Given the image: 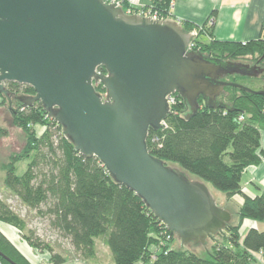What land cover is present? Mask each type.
Segmentation results:
<instances>
[{
	"label": "water",
	"instance_id": "95a60500",
	"mask_svg": "<svg viewBox=\"0 0 264 264\" xmlns=\"http://www.w3.org/2000/svg\"><path fill=\"white\" fill-rule=\"evenodd\" d=\"M193 40L178 20L130 14L106 0H0V94L11 97L7 83L32 88L17 103H39L76 152L96 158L186 248L223 234L234 215L206 182L150 155L149 130L161 129L173 94L188 107L185 119L200 109L199 98L229 111L225 88L264 96L227 81L259 78L264 68L192 51Z\"/></svg>",
	"mask_w": 264,
	"mask_h": 264
},
{
	"label": "trees",
	"instance_id": "16d2710c",
	"mask_svg": "<svg viewBox=\"0 0 264 264\" xmlns=\"http://www.w3.org/2000/svg\"><path fill=\"white\" fill-rule=\"evenodd\" d=\"M118 1L123 9L127 7V0ZM172 2L152 0V11L159 13L162 20L169 19ZM215 15L212 11L209 22ZM181 24L188 32L198 29L188 23ZM205 27L206 24L202 26L203 31ZM200 43L199 52L213 58L238 61L258 54L255 62H264L262 40L245 44L213 40ZM245 79L252 78L233 76L228 81L247 87ZM258 81V88L249 89L264 90V75ZM5 88L11 97L0 94V98L10 104L16 102L15 125L39 124L45 128L39 137L27 133L25 157L32 155L33 158L20 176L14 167L17 160L11 158L3 167V185L23 206L45 217L49 227L68 240L76 259L91 261L97 239L104 241L113 264H250L254 254L264 258V231L250 229L242 238L239 234L244 220L264 221V191L254 198L243 197L237 223L210 240L205 256L181 245L172 247L174 235L133 192L114 184L96 158H86L76 152L63 138L60 126L46 116L39 103L25 109L17 103L14 97L33 96L32 88L16 83H7ZM95 89L105 95L101 84H96ZM225 92L227 95L220 99L229 106V111L207 108L199 98L200 109L189 119H185L188 107L173 94L175 101L165 120L167 127L149 130L146 147L154 158L178 165L229 200L241 193V178L246 168L261 161L258 151L261 128H264V96L235 88H225ZM0 224L13 227L21 234L25 230L24 222L2 201ZM164 233L170 235L168 241ZM21 238L32 250L48 252L50 264L65 263L62 255L53 253L34 233L29 231ZM151 247L155 249L153 252L149 250ZM0 253L15 264H30L1 232ZM0 264L9 263L0 257Z\"/></svg>",
	"mask_w": 264,
	"mask_h": 264
},
{
	"label": "crops",
	"instance_id": "0c3cea01",
	"mask_svg": "<svg viewBox=\"0 0 264 264\" xmlns=\"http://www.w3.org/2000/svg\"><path fill=\"white\" fill-rule=\"evenodd\" d=\"M133 1V0H132ZM139 6L149 4L151 0H134ZM212 11L216 12L215 18L210 19ZM169 18L176 19L182 23H188L193 27H201L206 24V34L202 42L209 40L218 42L249 43L253 41H264V0H173L169 9ZM212 22V29L208 27ZM257 80L258 78H253ZM259 164L246 168L241 178V193L232 196L229 200L226 195L221 197L219 205L228 208L234 215V224L238 220V210L243 204V197L254 198L264 191V128H261ZM250 229L259 232L264 231V221L255 222L244 220L239 229L242 237ZM21 249V248H20ZM30 263L36 264L37 257L30 249H22ZM110 254V253H109ZM64 264H101L100 256L95 253L91 261H81L74 258L65 261ZM113 264L111 255L110 263ZM250 264H264L261 254H254Z\"/></svg>",
	"mask_w": 264,
	"mask_h": 264
},
{
	"label": "rangeland",
	"instance_id": "374dc122",
	"mask_svg": "<svg viewBox=\"0 0 264 264\" xmlns=\"http://www.w3.org/2000/svg\"><path fill=\"white\" fill-rule=\"evenodd\" d=\"M120 3L118 0H110ZM109 1V2H110ZM121 4V3H120ZM121 6V5H120ZM127 7L124 9L127 13L138 14L142 12L152 11V0L149 4L145 6H139L134 0H127ZM154 11H152L153 13ZM159 14V13H158ZM176 20V19H175ZM179 21V20H178ZM180 23H182L180 21ZM197 35L194 37L195 47L192 51H199L201 47V41L205 38L206 29L198 27V29H193ZM197 40V41H196ZM209 40L208 42H210ZM207 42V43H208ZM197 43V44H196ZM198 46V47H197ZM196 48V50H195ZM264 56V55H263ZM258 58V54L252 57L241 58L243 60L255 61ZM253 79V78H252ZM243 80L244 84L248 88H258L260 81L257 80ZM228 81V79H227ZM10 102L5 101L0 98V201H2L15 215H17L25 224V230L21 234L17 229L0 224V232L6 238V240L12 244L20 254L26 255L22 249H31L22 240V235L28 234V232L34 233V237L40 239V241L48 244L52 249L53 253L62 255L66 261L73 260L75 257L72 253V248L68 240L62 238L57 232L53 231L45 217L39 216L36 212L27 209L23 206L19 200L3 185L4 171L3 167L8 164L12 159L17 160L15 163V172L20 176L26 169L27 164L31 162L32 155L25 157L26 145H27V133H32L35 137H39L44 131L45 126L34 125L31 127H18L15 125L16 115L14 114L17 109H12L9 107ZM211 192L215 195L216 201L219 203L220 198L224 197L223 193L217 192L210 187ZM211 241L208 240L202 246H189L187 249L200 255L205 256L206 251L209 249ZM180 243L175 240L172 247L179 248ZM21 248V249H20ZM32 250V249H31ZM154 251V247L149 249ZM33 253L39 258H37L36 264H50L48 252L40 253L32 250ZM95 251L97 255L100 256L101 264L110 263V254L107 247L102 239H97L95 242ZM26 257V256H24ZM30 263V262H29ZM33 264V263H30Z\"/></svg>",
	"mask_w": 264,
	"mask_h": 264
},
{
	"label": "built area",
	"instance_id": "2783aa9c",
	"mask_svg": "<svg viewBox=\"0 0 264 264\" xmlns=\"http://www.w3.org/2000/svg\"><path fill=\"white\" fill-rule=\"evenodd\" d=\"M110 2H115V1H110ZM115 3L120 5V3H118V2H115ZM138 14L141 16H144V17H149V18L155 19V20H162L156 12L152 13L151 10L147 11V12L138 13ZM263 32H264V26H263ZM193 33H194V37H195L197 34L195 32H193ZM194 45H195L194 43H191L189 49L192 50L195 47ZM167 100H168V103H169L170 108H171V106L174 104V101H175L173 98V95L169 96L167 98ZM240 120H242V117H240ZM161 126H162L161 128L167 127L165 121L161 122ZM164 234H165V240L168 241L170 239V235H167L166 233H164Z\"/></svg>",
	"mask_w": 264,
	"mask_h": 264
},
{
	"label": "flooded vegetation",
	"instance_id": "af4514ba",
	"mask_svg": "<svg viewBox=\"0 0 264 264\" xmlns=\"http://www.w3.org/2000/svg\"><path fill=\"white\" fill-rule=\"evenodd\" d=\"M249 67L253 68V69H262L264 68V62H260V61H256L252 64H249Z\"/></svg>",
	"mask_w": 264,
	"mask_h": 264
}]
</instances>
